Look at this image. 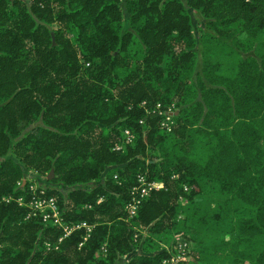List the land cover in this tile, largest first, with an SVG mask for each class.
<instances>
[{
	"label": "trees",
	"instance_id": "obj_1",
	"mask_svg": "<svg viewBox=\"0 0 264 264\" xmlns=\"http://www.w3.org/2000/svg\"><path fill=\"white\" fill-rule=\"evenodd\" d=\"M172 103L165 130L148 108ZM26 168L86 240L27 217ZM139 172L165 187L130 218ZM146 227L193 234L195 261L166 264H264V0H0V264H165L128 256Z\"/></svg>",
	"mask_w": 264,
	"mask_h": 264
},
{
	"label": "rangeland",
	"instance_id": "obj_2",
	"mask_svg": "<svg viewBox=\"0 0 264 264\" xmlns=\"http://www.w3.org/2000/svg\"><path fill=\"white\" fill-rule=\"evenodd\" d=\"M190 10L192 11L193 22H194V25L196 27V30L199 31V28L202 25V21H201L202 18L200 16H198L197 14H195V12H194V10L192 8H190ZM145 105H146V103H145ZM159 105L162 108H166L167 106H169L168 104L164 105V106H162L161 104H159ZM154 107H149L148 108L149 110H151L149 112V115H151V118H150L151 121L154 118V116H158V118L160 117L159 118L160 128L166 130L165 126L162 125V121L166 120L165 110H168V109L163 110L164 112L162 113V112L154 111L153 110ZM175 110H176V108H175ZM124 134H125L124 140L118 146L124 147L125 141L126 142H131L132 141V133H131V131L126 132V130H124ZM151 138H153V136H151L150 139ZM151 150H152L151 154L156 153L155 151H153V149H151ZM111 167L112 166H108L107 169L105 170L104 174ZM26 170H27V173H28V175H27L28 178L27 179L29 181L30 188H31L32 192L36 191V188L39 185L38 184L39 181H42V182L47 183V184H55L57 186H59V184H60V183L53 182L50 179L51 178V174L53 173L52 169L49 171V173L47 172L46 174H40L39 170L36 169V168H26ZM178 174L179 173H174L172 175V177L173 178L174 177H178L179 176ZM114 177H116V176L114 175ZM183 184H184V189H183L184 191H189L191 189V186H189L188 183L184 182ZM163 186L165 187V183H164ZM60 187L63 188V189H66L65 186H60ZM37 194H40L42 196L46 195L44 193H37ZM48 196H54L55 197L56 202H57V206H56L55 210H52L50 208H46L45 211L35 210L33 205H31L29 203V201H27L26 204H28L29 211L31 212V216H39V217H41L42 221L47 223V224L58 225L60 227V236H65V233L68 232L73 226H75L74 230H77L79 228L85 227V229H86L85 230V235H87V230H88L87 226L86 225H80V226L77 225L78 223L82 222V220L75 221V220H70V219L67 218V216H66L67 208L65 206V202L63 201L62 204H61L59 202V200H58V197L56 195H48ZM188 198L189 197H188L187 194H183V193L180 194V199L181 200L187 202ZM128 201L126 203V209L128 211V216L130 218H133L134 216H131V213H129V210L127 208ZM236 203H237L236 205H231V207H226V209H232L234 211L236 210L235 211L236 214L239 213L238 211H241V210L244 211L246 206L243 203H241V202H237L236 201ZM44 207L45 206H42L41 208H44ZM56 210H58V212H57V217L59 218L58 222H56L54 220V218H55L54 212ZM34 211H36V213H34ZM44 212H48L50 214L47 219L43 218V213ZM184 215H185L184 212L179 213V216H184ZM174 230H175V228L173 230H171V229L166 230L165 229L164 232L159 233V234H164V235L161 236V238H159V236L156 235L152 239V242L149 243L148 241H146V235L149 232V227H146L145 229L142 230V232L139 235H137L138 236L137 239H136L137 240V247L131 253H129L128 256H131L132 254L137 253V252H145V251H152L153 252L154 251L153 249L157 245H162L163 248H166L168 250V252H169V256L165 257V259H164V263L165 264L166 263L177 262L178 260H185V261H191V262L195 261L196 256L194 254V251H195L194 249H195L196 245H195V242L193 241V239H191V236L193 234L190 231L188 233H186L183 230L182 231H174ZM91 231L92 230H90V232ZM69 234L70 233H68V235ZM152 237H153V235H152ZM84 240H86V239H84ZM58 241H59V238H58ZM57 243L59 244V242H57ZM57 243L56 242H52L50 240L49 241H45V244L48 246V248H53V247L58 248ZM79 245L81 246L82 243L80 242ZM262 246H263V241L261 240V237H259L251 246L247 247V249L248 250H252V251H256V250H259ZM104 249L105 248H103L102 251H105Z\"/></svg>",
	"mask_w": 264,
	"mask_h": 264
},
{
	"label": "built area",
	"instance_id": "obj_3",
	"mask_svg": "<svg viewBox=\"0 0 264 264\" xmlns=\"http://www.w3.org/2000/svg\"><path fill=\"white\" fill-rule=\"evenodd\" d=\"M144 104L145 102H143V105ZM165 109H168V110H165ZM153 110L156 112H162V113L164 112L163 110H165L166 120L162 121V125L165 126L166 130H171L175 122V118L173 117L175 115V104L172 103L166 108H162L160 105H156ZM140 121L143 123L144 118L140 119ZM125 130L126 132H129V129H125ZM117 148H121V146H117ZM115 176L117 177V174H115ZM163 185H164L163 181L149 179L145 174L139 172L137 174L136 183L132 184L129 189L130 199L128 201L127 208L129 210V213H131V216H135L137 214L140 204L142 203L143 199L150 193V191H152L155 188H161ZM2 199L6 201H10L12 197L5 195L2 197ZM16 200L20 204H26L27 201H29V203L33 205L35 210H41V211H45L46 208L55 210L57 206V202L54 196H48V195L42 196L40 194H37L36 192H34V194L31 195L29 200H26L24 196H18ZM42 206H45V207L41 208ZM57 212L58 210L54 212V216H55L54 220L56 222L59 221V218L57 217ZM34 213H36V211H34ZM49 215L50 214L48 212H44L43 218L47 219ZM29 216H31L30 211L27 214V217ZM77 225L87 226V229H88L87 235L84 236V239H87L90 236V233H91L90 230H92L93 225L88 223L87 221H82L78 223ZM74 229H75V226H73L68 232H66L65 236H60L59 241L63 240L64 237H66L68 233H71ZM83 242L84 240L81 241L82 244Z\"/></svg>",
	"mask_w": 264,
	"mask_h": 264
},
{
	"label": "water",
	"instance_id": "obj_4",
	"mask_svg": "<svg viewBox=\"0 0 264 264\" xmlns=\"http://www.w3.org/2000/svg\"><path fill=\"white\" fill-rule=\"evenodd\" d=\"M53 171V170H52Z\"/></svg>",
	"mask_w": 264,
	"mask_h": 264
}]
</instances>
